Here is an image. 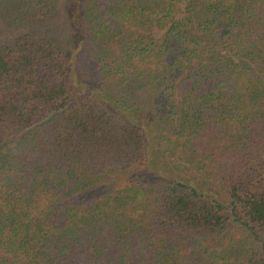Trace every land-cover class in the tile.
<instances>
[{
    "label": "trees",
    "instance_id": "trees-1",
    "mask_svg": "<svg viewBox=\"0 0 264 264\" xmlns=\"http://www.w3.org/2000/svg\"><path fill=\"white\" fill-rule=\"evenodd\" d=\"M2 27L0 264H264V0H0Z\"/></svg>",
    "mask_w": 264,
    "mask_h": 264
},
{
    "label": "rangeland",
    "instance_id": "rangeland-1",
    "mask_svg": "<svg viewBox=\"0 0 264 264\" xmlns=\"http://www.w3.org/2000/svg\"><path fill=\"white\" fill-rule=\"evenodd\" d=\"M61 29H63L62 25H61ZM0 31H1V37L3 38L6 35L7 30L2 27V28H0ZM4 32H6V33H4ZM44 33H46V32H44ZM69 36H70L69 31L66 30V32L64 33V37H63L64 40L62 39V41H61L63 43V45H65L67 48H70L71 43H72ZM142 123H143V126H145V128L147 129V134H148V139H149V147H150V151L152 153L154 148H156V146H155L156 141H155V138L153 135V130L151 129V124L147 123V120H145V121L143 120ZM152 154H156V153H152ZM161 167H158V166H157V168L151 167L147 172H139V173L134 174L133 176H134V178H137V179L141 180L142 182L149 181V179H152L155 176L160 175L159 171H161L163 169Z\"/></svg>",
    "mask_w": 264,
    "mask_h": 264
}]
</instances>
